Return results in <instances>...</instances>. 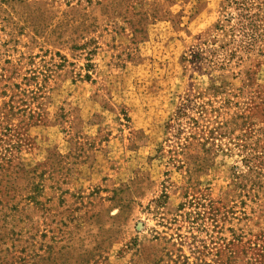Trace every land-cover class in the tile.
I'll use <instances>...</instances> for the list:
<instances>
[{
	"label": "rangeland",
	"instance_id": "1",
	"mask_svg": "<svg viewBox=\"0 0 264 264\" xmlns=\"http://www.w3.org/2000/svg\"><path fill=\"white\" fill-rule=\"evenodd\" d=\"M252 3L0 0V264H264Z\"/></svg>",
	"mask_w": 264,
	"mask_h": 264
},
{
	"label": "trees",
	"instance_id": "2",
	"mask_svg": "<svg viewBox=\"0 0 264 264\" xmlns=\"http://www.w3.org/2000/svg\"><path fill=\"white\" fill-rule=\"evenodd\" d=\"M253 1L254 0H228L229 5L236 7L235 9L239 11L237 15L238 21L233 32L236 31L241 39L238 47L247 48L245 50H249L257 40V27L255 26L254 18L258 16L251 14Z\"/></svg>",
	"mask_w": 264,
	"mask_h": 264
}]
</instances>
